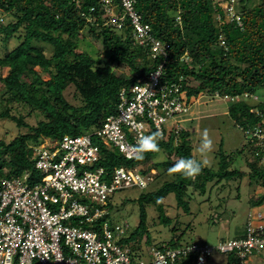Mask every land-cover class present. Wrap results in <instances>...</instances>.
Listing matches in <instances>:
<instances>
[{
    "label": "trees",
    "instance_id": "16d2710c",
    "mask_svg": "<svg viewBox=\"0 0 264 264\" xmlns=\"http://www.w3.org/2000/svg\"><path fill=\"white\" fill-rule=\"evenodd\" d=\"M111 1L119 6L118 0ZM213 1L135 0L134 7L142 22L152 27L154 37L169 45L164 79L169 83L182 79L186 104H192L201 94L221 100L228 96L232 99L223 100L228 103L227 115L240 130L247 132L264 127V94L258 96L264 92V0L251 8L240 9L241 27L236 21L225 20L219 27L213 17ZM239 3L242 4V0ZM116 10L121 13L120 7ZM0 11L12 19L6 25L0 23L2 42L7 44L11 39L18 42L0 58V119L13 120L17 126L27 128L26 133L9 143L0 141V177H20L30 172L32 183L39 176L33 161H25L29 146L46 144L54 148L65 136L92 134L107 117L116 113L120 91L142 81L163 59L150 60L148 49L134 42L128 18L120 29L107 25L102 0H0ZM177 17L180 20L177 21ZM86 27L88 33L101 41L107 53L108 59L103 65L96 66L93 58L78 51L73 36ZM39 43L52 47L51 57L44 54ZM122 67L131 75L118 74L117 70ZM215 93L219 97H214ZM14 104L28 106L29 115L38 112L43 120L35 126L27 125L22 117L11 115ZM244 135L248 140V135ZM94 138L92 141L99 146L102 156L98 166L107 171L119 165L140 166L159 153H147L141 161L127 160L119 152L96 143ZM191 138V133L184 128L177 138L165 132V137L158 141L160 151L173 154L176 159L155 163L142 173L147 174L151 168L168 170L180 158L193 159ZM244 151L240 150L236 156ZM251 153L254 155L253 151ZM12 155L15 161L9 159ZM217 156V171L198 162L202 171L194 179L180 174L155 191L141 193L137 198L139 224L128 233V240L134 241L139 231L147 235L145 204L153 205L162 223L169 224L162 202L169 194L188 212L185 198L190 190L202 195L212 181L217 184L245 176L236 169H228L233 156H225L221 148ZM247 176L258 180L264 190V167L254 168ZM252 206H264V192ZM180 239H172L167 245L189 244H181ZM195 259L196 256L191 255L176 264H192ZM227 260V264H232L234 259Z\"/></svg>",
    "mask_w": 264,
    "mask_h": 264
},
{
    "label": "built area",
    "instance_id": "2783aa9c",
    "mask_svg": "<svg viewBox=\"0 0 264 264\" xmlns=\"http://www.w3.org/2000/svg\"><path fill=\"white\" fill-rule=\"evenodd\" d=\"M118 1L119 6H114L111 0H102L105 23L120 29L128 18L134 42L148 49L150 60H163L142 81L120 91L116 113L92 134L65 136L54 148L46 144L28 147L25 161H33L38 180L31 183L30 172L0 177V264H176L191 255L196 256L192 264H206L214 254L233 258L232 264L264 262V210L250 211L236 238L215 245L152 246L145 258V251L134 248L133 241L118 242L129 231L126 225H110L111 199L118 191L146 189L154 179L143 174L139 166L119 165L110 171L98 166L102 156L92 137L132 160L130 149L141 134L159 132L163 138L164 125L171 119L174 125L170 132L177 138L185 120L179 118L191 109L183 96L182 79L172 83L164 79L169 45L155 38L152 27L142 22L135 0ZM238 5V0L213 1V17L219 27L224 20L242 26ZM183 57L188 59L187 54ZM213 96L219 97L217 93ZM227 99L232 98H222ZM245 134L256 159L264 162V127ZM89 203L102 208L91 212Z\"/></svg>",
    "mask_w": 264,
    "mask_h": 264
},
{
    "label": "rangeland",
    "instance_id": "374dc122",
    "mask_svg": "<svg viewBox=\"0 0 264 264\" xmlns=\"http://www.w3.org/2000/svg\"><path fill=\"white\" fill-rule=\"evenodd\" d=\"M238 1L240 2V0ZM259 1L242 0V4L239 3L238 5V10L243 9V7L251 8ZM113 8L114 6L111 7V9ZM11 20L10 17L0 11L1 24L6 25ZM73 39L77 42L78 51L87 53L96 61V66L103 65L107 61L108 56L102 49L101 41L88 33L87 27L79 35H74ZM17 45L18 42L15 39H11L7 44H4L0 35V58L5 57ZM38 47L42 49L47 57H51V46L39 43ZM117 73L126 76L131 75L129 70L123 67L119 68ZM191 84L195 85L194 83ZM261 94H264V92L259 93L258 96H261ZM227 108L228 103L225 101L201 94L191 104L189 113L179 118L185 119L180 125L191 133L190 148L193 159L202 163L204 167L217 171L219 161L217 154L221 148L225 156H233L229 161L228 169H236L241 173H245V176L241 179L233 178L217 184L212 181L207 185L206 191L202 195L197 191L192 192L190 190L188 197L185 198L189 205L188 212L183 211L177 205L173 194H169L162 200L164 213L170 219L169 224L162 223L160 214L153 205L145 204L147 235L145 232L139 231L132 243L137 250L145 251V258H148L146 252L149 247L167 245L172 239L175 240L179 237H181V244L205 242L210 245L218 244L221 240L236 238L244 226L247 214L250 211L264 210V206L258 208L252 206V202H255L264 190L259 187L258 180H252L247 176L254 168H263L264 162L256 159L257 156L251 153L253 149L244 135L246 132L240 130L229 118ZM29 112L30 108L26 105H12L11 115L17 118L22 117L23 122L29 126H35L40 120H43L40 113L34 112L29 115ZM173 125V120L169 119L164 125L166 132H170ZM204 129L209 130L210 137L213 140V150L210 153L201 155L197 152V148ZM26 132L27 128L17 126L13 120L0 119V141L9 143L16 136ZM94 141L101 143V140L97 137L94 138ZM240 150L245 151L236 156ZM3 153L5 154V152ZM9 159L15 161L13 155ZM175 159V155L161 150L157 155H152V158L147 162L142 163L139 168L146 170L155 163H162L167 160L174 161ZM148 173L154 181L146 189L131 188L115 193L110 203L112 209L110 208V214L107 215L110 225H114V223L126 225L129 233L133 232L139 224L138 196L141 193L155 191L164 183L175 180L180 175L172 174L165 168L162 170L151 168ZM89 207H91V212L94 211V208H102V206L93 203H89ZM86 228H89V226L86 225ZM97 231L101 232L100 226ZM118 242H129L128 236L121 237ZM227 261L225 256L214 254L207 260L206 264H227ZM257 264H264V262L259 261Z\"/></svg>",
    "mask_w": 264,
    "mask_h": 264
},
{
    "label": "clouds",
    "instance_id": "9594fccd",
    "mask_svg": "<svg viewBox=\"0 0 264 264\" xmlns=\"http://www.w3.org/2000/svg\"><path fill=\"white\" fill-rule=\"evenodd\" d=\"M258 98V97H257ZM159 132L152 134H141L134 146L130 149V158L141 161L147 153H156L160 151ZM213 150V140L210 137L209 130L204 129L201 133V139L197 148V152L201 155L210 153ZM172 174H182L185 178L194 179L201 171V165L197 160L192 158H180L176 163L168 169Z\"/></svg>",
    "mask_w": 264,
    "mask_h": 264
}]
</instances>
